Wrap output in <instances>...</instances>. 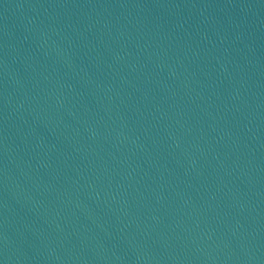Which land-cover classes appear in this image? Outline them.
I'll list each match as a JSON object with an SVG mask.
<instances>
[{"label":"water","instance_id":"95a60500","mask_svg":"<svg viewBox=\"0 0 264 264\" xmlns=\"http://www.w3.org/2000/svg\"><path fill=\"white\" fill-rule=\"evenodd\" d=\"M0 264H264V0H0Z\"/></svg>","mask_w":264,"mask_h":264}]
</instances>
